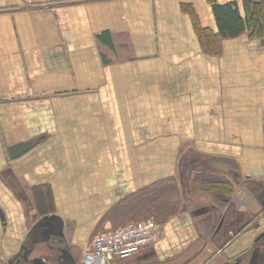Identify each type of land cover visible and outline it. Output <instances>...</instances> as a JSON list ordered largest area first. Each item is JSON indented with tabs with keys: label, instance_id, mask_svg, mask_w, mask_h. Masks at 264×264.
Returning a JSON list of instances; mask_svg holds the SVG:
<instances>
[{
	"label": "crops",
	"instance_id": "1",
	"mask_svg": "<svg viewBox=\"0 0 264 264\" xmlns=\"http://www.w3.org/2000/svg\"><path fill=\"white\" fill-rule=\"evenodd\" d=\"M246 0H0V264H264V19ZM264 11V0H263Z\"/></svg>",
	"mask_w": 264,
	"mask_h": 264
},
{
	"label": "built area",
	"instance_id": "2",
	"mask_svg": "<svg viewBox=\"0 0 264 264\" xmlns=\"http://www.w3.org/2000/svg\"><path fill=\"white\" fill-rule=\"evenodd\" d=\"M162 226L154 218L128 222L114 231L95 235L91 247L82 257V264H112L139 254L159 240Z\"/></svg>",
	"mask_w": 264,
	"mask_h": 264
},
{
	"label": "trees",
	"instance_id": "3",
	"mask_svg": "<svg viewBox=\"0 0 264 264\" xmlns=\"http://www.w3.org/2000/svg\"><path fill=\"white\" fill-rule=\"evenodd\" d=\"M263 0H246L244 3L245 17L239 13L235 4L216 6L219 33L224 37H236L251 28H261L264 19Z\"/></svg>",
	"mask_w": 264,
	"mask_h": 264
}]
</instances>
